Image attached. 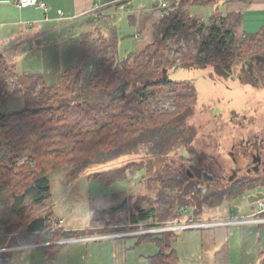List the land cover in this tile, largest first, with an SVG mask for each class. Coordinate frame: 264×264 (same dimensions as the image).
<instances>
[{"label":"trees","instance_id":"obj_1","mask_svg":"<svg viewBox=\"0 0 264 264\" xmlns=\"http://www.w3.org/2000/svg\"><path fill=\"white\" fill-rule=\"evenodd\" d=\"M168 2L170 16L158 21L152 41L142 50L121 58L117 32L108 40L97 29L95 42L89 34L82 36L79 65L65 71L53 86L41 75L17 74L0 55V105L5 108L23 103L20 111L0 112V229L6 233L0 237V249L50 244L41 248L51 256L65 248L55 243L92 237L94 232L89 230H63L57 216L46 212L52 200L51 174L79 173L126 156L139 146H146L152 157L174 147L181 149L179 155L189 150L195 161L188 158L181 169L175 168V175L162 177L160 198L170 195L171 200L161 198L156 205L137 207L129 222L115 226L96 214L91 225L99 223L104 228L98 233L159 228L158 222L181 218L179 213L186 207H193L195 217L200 218L206 207H220L225 198L235 199L264 188V175H238L231 181V175L221 177L214 169H221L217 159H196L198 132L194 126L190 127L194 133L190 132L185 116L198 104L197 88L193 82L172 81L167 75L171 68L208 67L221 75L243 73L242 62L264 56V29L239 39L236 30L242 22L240 15L214 16L209 24L189 15L191 7L210 6L215 0ZM130 21L135 19L130 17ZM91 62L95 71L87 75ZM161 102H171L174 110L156 111L153 107ZM143 162L133 161L109 172V180H105L107 173L94 179L106 185L128 182L143 170ZM204 172L214 181H205ZM208 184L225 186L222 191H210ZM126 206L110 209V213ZM122 225L129 226L120 228ZM138 237L137 245L151 243L158 248V253L147 259L148 264H178L173 247L178 240L175 232L162 233L158 238L156 234ZM12 257L13 252L0 253V264H13ZM259 259V264H264V254H259Z\"/></svg>","mask_w":264,"mask_h":264},{"label":"rangeland","instance_id":"obj_2","mask_svg":"<svg viewBox=\"0 0 264 264\" xmlns=\"http://www.w3.org/2000/svg\"><path fill=\"white\" fill-rule=\"evenodd\" d=\"M157 1L129 0V2H125L124 4H126L125 8H129L130 11L138 6V4H142L150 12L156 6ZM236 1L239 0H216L211 6L192 8L188 12L192 18H199L205 24H209L214 16L226 17L228 15L227 7L233 3H237ZM129 13L124 14L122 12V14H117L116 16L112 14H101L100 18L102 20L99 23L95 22L96 20L90 21L92 24L89 34L91 35V41H97L99 34L96 33V30L99 28L102 29L103 35L108 40H111L114 35L113 32L116 31L115 26L117 25L121 58L142 50L152 41V33L159 21L158 16L144 14L141 19L138 18L134 23L136 24L138 20L140 21L137 30V27L129 21ZM93 23H96V25ZM184 48L187 49L185 45ZM262 57L247 63L245 65L246 70L243 73L233 74L232 77L226 73L224 75L218 74L212 67L190 70L171 68L167 71L170 80L176 82H193L197 88L198 104L194 110H191L185 116L188 119H186V123L188 121L191 122L188 126H194L198 132L197 134L195 133L197 139L194 141L197 160L206 158L208 162H212L214 159H217L218 163H221L226 169L229 168L228 172L230 173L231 168H234L231 162L232 157L236 161L240 158L241 151H247L250 156L257 151H264V122L261 120L264 118V56ZM47 62L45 66H41L42 62H39L40 67L45 69ZM52 62L54 63L53 67L57 68L52 70L51 74L47 75L46 80L49 79L47 82L49 85H55L58 82V79L55 78L57 75H54L55 71L59 74V72L64 70L59 69L63 62L60 66L55 64L54 60ZM73 64L78 65L79 62ZM243 65L244 63L242 62L240 66L244 68ZM20 66L22 69L20 67L16 69L17 73L20 72L22 74L24 68L29 70L35 67L25 64H21ZM70 66L73 65H67L64 68H72ZM94 71V64L91 62L90 67L86 71L87 75L90 73L94 74ZM10 89H13L12 85H10ZM22 105V101L12 103L5 108L0 105V112H17L22 109ZM153 108L158 112H170L175 107L171 102H161ZM195 110L196 115L193 116ZM207 113L212 117L211 122L207 119ZM190 132L192 134L194 133L193 130H190ZM203 138L207 140L204 139V141H201ZM206 141L208 143L203 144ZM179 150L175 147L170 148L163 155L152 157L146 146H139L126 156H122L106 164L90 166L79 173L72 171L53 173L50 176L52 200L47 205L46 212H53L58 217L60 226L65 230H89L90 232H94V234H98L99 231L104 229L101 228L99 223L93 226L91 225L92 219L96 214L112 226L119 225L121 222L127 223L129 222L128 219L130 218L131 212L135 208H146L149 207L148 205H156L161 198H164V201L170 199V195H168L169 198L163 196L160 198L162 177L167 178L168 175L176 174L177 171L174 167H178V160L186 162L188 158L193 157L183 153L178 158ZM166 153H169V155L167 156ZM25 160L22 161V164ZM141 160L144 161L142 163L143 170L136 173L134 177H129L128 182L122 181L106 185L94 179L97 174L107 173L105 180H109L111 178L108 175L109 172L124 168L130 162H139ZM197 166H199V162H197ZM205 180H207V177H205ZM207 186L209 187L210 184ZM224 186L212 184L209 190L222 191ZM259 192L264 194V188L258 189L254 193L247 191L244 196L235 199L225 198L223 205L217 207V209L226 213L224 215H214L218 210L216 208L206 207L205 213H211L198 218L194 215L193 207H186L182 214L179 213L181 218L175 221L170 220L163 224L178 225V223L182 224L199 220L220 222L232 217L241 218L239 216L243 214H241L242 210L239 208L241 207L240 205L247 203L246 206H250L249 195L256 196L255 193ZM176 195H178V191ZM177 197L175 196L173 198L178 200ZM91 203H93V209L90 208ZM124 203H127L124 210L110 213V209H115ZM228 209L229 212L227 211ZM255 211L256 206L253 205L252 212ZM45 213L42 215H45ZM176 214L178 215V212ZM160 223L158 222V226H163ZM127 226L129 225H122L120 228ZM237 228L240 229V227H220L204 230L174 231L177 234L178 240L173 247L179 255L182 264H202V260L206 263L208 260H212L211 254L213 252L220 257L218 253L227 250L228 244H231L235 256L238 253ZM22 230L23 228L17 231L21 232ZM219 230H232V233L229 232L230 239H227L225 235L217 234ZM158 233L162 235L164 232ZM121 234H124V232ZM159 234H156V236L160 237L161 235ZM97 237L98 235L94 236L92 241H97ZM138 239V236H130L125 242L129 248H132L133 245L138 243ZM214 241L216 244L213 243ZM81 242H87V240ZM138 247L136 252L143 254L145 257L157 253L156 246L151 243H143L141 248L140 245ZM78 248L85 249L81 245L73 246V244H70L67 249L69 251ZM232 260L234 264H238L236 256Z\"/></svg>","mask_w":264,"mask_h":264},{"label":"crops","instance_id":"obj_3","mask_svg":"<svg viewBox=\"0 0 264 264\" xmlns=\"http://www.w3.org/2000/svg\"><path fill=\"white\" fill-rule=\"evenodd\" d=\"M39 1L48 5V12L34 7L20 9L11 0H0V55L4 56L5 60L15 67L16 73L17 67L22 69L21 64L37 67H32L29 70L24 68L23 74L41 75L46 82L49 81V79L46 80L47 75L57 68L53 67V60L59 66L63 62L59 69L64 70L59 72V74L56 71L54 73L55 76L57 75L55 78L58 80H60L65 71L71 69H65L64 66L73 65L70 66L73 68L77 66V64L73 63H80L81 38L90 34V28L92 27L90 21L94 20L87 15L97 2L104 5L102 15L112 14L116 16L117 14H122V12L124 14L130 12L129 21L130 17H133L135 21L138 18L141 19L144 14L149 16L157 15L158 20L162 19L158 13L150 11L152 14L148 12L142 4H138L131 11L129 8H125L126 4L119 7L118 11L114 10L117 4L129 2V0ZM236 2L227 7V13L228 15L241 16V25L236 30L237 38L240 39L246 35L260 33L264 29V0H239ZM192 8L197 7H191L190 9ZM62 13L64 17H61ZM101 20L100 18V20L94 21L99 23ZM135 21L133 23L130 21V23L136 26L138 30L140 21L138 20L134 24ZM93 24L96 25V23ZM115 27L118 34L117 25ZM25 61L27 62L25 63ZM46 61H48L46 68H41L39 62H42L41 66H45ZM17 74L22 75L20 72ZM241 132L243 133V131ZM246 204L240 205L241 207L239 208L242 210L241 214L243 215L239 217L248 218L254 214L252 212L253 206H246ZM205 210L203 215L211 213H205ZM216 210L218 212L214 213V215L226 214L220 209L216 208ZM213 211L215 210L213 209ZM227 211L229 212V209ZM62 229L65 230L64 228ZM236 230H238V253L235 256L238 264H259V254H264V226L248 225ZM229 232L232 233V230H219L217 234L225 235L227 239H230ZM96 234L87 238V242L65 244V248L57 251L54 255L52 254L53 256L46 255L41 247H27L13 252L12 262L13 264H148L147 259L158 253L157 247V253L152 256L145 257L143 254L137 253L138 243L129 248L125 240L130 236H120L121 233H98V237L104 236L106 238L99 241L90 240L97 236ZM213 243L216 244L215 241ZM70 244H73V246L81 245L85 249L78 248L68 251L67 248ZM232 250L231 244H228L227 250L218 253L220 257L213 252L211 254L212 260H208L206 263L202 260V264H234L232 258L235 256ZM178 264H182L179 255Z\"/></svg>","mask_w":264,"mask_h":264},{"label":"built area","instance_id":"obj_4","mask_svg":"<svg viewBox=\"0 0 264 264\" xmlns=\"http://www.w3.org/2000/svg\"><path fill=\"white\" fill-rule=\"evenodd\" d=\"M11 2L18 8L24 9V8H38L41 10H44L46 12L49 11V7L44 2H40L39 0H11ZM104 10V5H102L100 2H97L94 4L93 8L89 11L88 17L91 19L97 20L100 19V16ZM152 12L158 13L161 18H168L172 12V9L170 7V3L168 0H158L156 3V6L152 9ZM61 17H64V14H61ZM256 211L251 217L248 218H236L232 217L225 221H205V220H199V221H192V222H185V223H178V225H169V223L163 224V226H160L159 228H150V229H144L141 228L140 230L136 232H129L121 234L120 236H140V235H149V234H159L158 232H174V231H180V230H204V229H210V228H220V227H244L248 225H257V226H264V200L258 201L256 204ZM6 233L4 230L0 229V237L5 236ZM103 238H106L104 236H100L97 238V240H101ZM109 238V237H108ZM87 238L84 239H73V240H66L62 242L55 243V245H65L68 243H75V242H81L85 241ZM90 240H93L92 238ZM50 244H43V245H27V246H20V247H13V248H2L0 249V253L3 252H15L19 250H23L27 247H46Z\"/></svg>","mask_w":264,"mask_h":264},{"label":"flooded vegetation","instance_id":"obj_5","mask_svg":"<svg viewBox=\"0 0 264 264\" xmlns=\"http://www.w3.org/2000/svg\"><path fill=\"white\" fill-rule=\"evenodd\" d=\"M258 58H263V57H256V58H254V59H252L250 61L243 62L244 63V65H243L244 68L241 67L242 68V71H245L246 70L245 65L247 63H250L252 61H255V59H258ZM249 68H250V66H249ZM231 77H232V75H231ZM207 114H208V116H207L208 118L207 119H208L209 122H211L212 121L211 120L212 117L209 116V113H207ZM261 120H262V122H264V118H262ZM193 122H195V121H193ZM188 124H191V122L188 121ZM204 139H206V138L201 139V141H204ZM199 142H200V140H199ZM206 143H208V142L207 141L206 142H203V144H206ZM241 148H242V146H241ZM187 153L189 155H191V153L189 152V150L187 151ZM179 156H182V155L181 154L180 155L178 154V158H179ZM205 160H206V158H205ZM193 161H195V158L194 157H192V158L189 159V162H193ZM186 162L178 160V169H181V167H182L183 164L186 165ZM231 162H232V166L234 168H231L230 173L228 172L229 168L226 169L224 166H222L221 163H219L221 169H218V167H214V169L216 171H218V173L221 175V177H224V176L226 177L227 175H231V178H230L231 181H233L235 178H237L238 175H246V174L247 175H252V176H256V175L257 176H261V175H264V151H261V152H258L257 151L252 156H250L247 151H244V152L241 151L240 158H238L236 161H234V159L232 157ZM206 166L208 167V166H210V164L209 163H206ZM174 168H176V167H174ZM203 176L204 177H210V179H207L205 181H208V180L214 181V179L212 178V176L208 175L207 172H204ZM221 181L222 180H219L218 182H221ZM210 186H212V184Z\"/></svg>","mask_w":264,"mask_h":264},{"label":"water","instance_id":"obj_6","mask_svg":"<svg viewBox=\"0 0 264 264\" xmlns=\"http://www.w3.org/2000/svg\"><path fill=\"white\" fill-rule=\"evenodd\" d=\"M207 179H210V177H207ZM260 200H264V194H262V193H260V194H258L256 196H250L249 197V203L250 204H255V203H257Z\"/></svg>","mask_w":264,"mask_h":264},{"label":"bare ground","instance_id":"obj_7","mask_svg":"<svg viewBox=\"0 0 264 264\" xmlns=\"http://www.w3.org/2000/svg\"><path fill=\"white\" fill-rule=\"evenodd\" d=\"M158 238V237H157Z\"/></svg>","mask_w":264,"mask_h":264}]
</instances>
